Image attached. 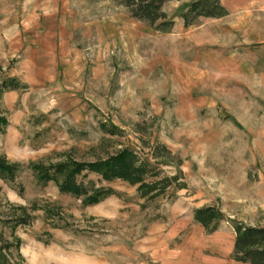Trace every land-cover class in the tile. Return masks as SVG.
I'll return each instance as SVG.
<instances>
[{
	"label": "rangeland",
	"instance_id": "obj_1",
	"mask_svg": "<svg viewBox=\"0 0 264 264\" xmlns=\"http://www.w3.org/2000/svg\"><path fill=\"white\" fill-rule=\"evenodd\" d=\"M189 1L164 3L162 32L114 0H0V83L25 85L0 93V157L20 166L0 217L29 216L0 224V264H250L232 252L234 223L264 227V0L184 26ZM125 147L150 172L84 171L113 191L94 204L29 167Z\"/></svg>",
	"mask_w": 264,
	"mask_h": 264
},
{
	"label": "trees",
	"instance_id": "obj_2",
	"mask_svg": "<svg viewBox=\"0 0 264 264\" xmlns=\"http://www.w3.org/2000/svg\"><path fill=\"white\" fill-rule=\"evenodd\" d=\"M114 1L123 6L132 18L144 21L156 30L165 32L173 25V19L162 9L164 3L168 0ZM227 13L228 11L222 5L221 0H190L180 13V17L184 26H189L198 17L218 18ZM24 86L19 84L15 78L5 79L0 83V93L3 90L18 89ZM6 122V119L0 116V130ZM110 132L113 131L110 130ZM29 167L38 182L46 184L48 181H53L60 192L81 197L84 204L97 203L113 193L112 189L95 187L92 181L83 183L78 177L80 175L84 176V171L98 174L101 180L121 179L129 183L142 182L145 175L150 172L148 164L140 159L135 151L127 147L93 161L65 159L48 165L30 163ZM19 171L20 166L18 163H11L0 157V180L5 182L14 181ZM19 208L23 210V208ZM194 217L205 226L213 223L210 229L215 230L222 215L215 208L205 207L195 209ZM28 219L29 216L24 212L12 213L8 217H0V224H26ZM234 230L233 258L250 264H264V227L234 223Z\"/></svg>",
	"mask_w": 264,
	"mask_h": 264
}]
</instances>
